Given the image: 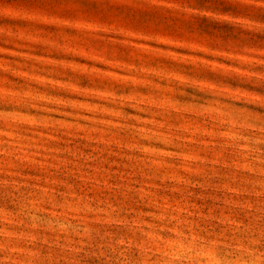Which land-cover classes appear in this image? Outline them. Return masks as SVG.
Instances as JSON below:
<instances>
[{
	"label": "rangeland",
	"instance_id": "1",
	"mask_svg": "<svg viewBox=\"0 0 264 264\" xmlns=\"http://www.w3.org/2000/svg\"><path fill=\"white\" fill-rule=\"evenodd\" d=\"M261 8L0 0V244L21 260L51 251L73 264H107L92 233L73 227L134 239L125 255L151 249L149 264L234 260L249 238L264 249ZM16 191L44 193V210L21 212ZM118 203L124 219L139 217L134 238L100 224Z\"/></svg>",
	"mask_w": 264,
	"mask_h": 264
},
{
	"label": "clouds",
	"instance_id": "2",
	"mask_svg": "<svg viewBox=\"0 0 264 264\" xmlns=\"http://www.w3.org/2000/svg\"><path fill=\"white\" fill-rule=\"evenodd\" d=\"M155 6V5H152ZM193 6H195V3H193ZM176 7V6H173ZM255 6L253 5V8ZM259 11L264 12V8L259 9ZM262 28H264V24L261 25ZM7 155V153H5ZM7 184V182H5ZM71 187V185H69ZM12 188L19 189V185L12 183ZM3 195L5 197H12L13 192L7 190L5 188V191L3 192ZM28 196H34L38 197L35 200L28 201ZM43 196L44 193L37 194L35 192H29L27 195L23 191H16L15 198L22 201L21 204V212H23L25 207H31L36 208L38 211H43L44 209L40 208L39 205L41 202H43ZM23 201H28V203H23ZM49 201H51V197H49ZM83 211H102L101 209H89L87 205L82 209ZM123 211L122 203H118L115 208L112 207L111 204L108 205V215L105 220L100 219L97 217V219H100V224L102 226H107L108 224H114V225H125L128 227V230L132 233V237L134 238L136 235V229L132 227V225L138 224L139 217L136 219H133L132 221H129L127 219H124L123 216H121V212ZM264 211V209H262ZM53 215H56V213H53ZM85 218H81L80 223H84ZM36 225L34 224L33 227ZM41 226L51 227V221H45L42 222ZM73 232H75L78 235H88L89 232L92 233V235L89 236L88 242L90 244H95L96 248L98 249V254L100 256L107 257V264H149L147 261V252H150L151 249H148L147 252L144 253L145 259L144 260H134L131 259L129 256H126L125 253L128 252L129 247L135 242L134 239H129L127 236L120 238V239H114V233L110 231H102L98 230L97 228L88 229L85 228L83 232L79 231L78 227H73ZM59 231H67L66 227L61 225L59 227ZM11 235V234H10ZM262 237H264V230L261 232ZM30 239H36V237H31ZM260 240H253L248 239V243L244 244L240 241H237V247L241 248L242 251L239 256L236 257L234 260L230 259H224L222 258L219 261H213V264H264V249L257 251L256 248L250 247L249 245H255L257 243H261ZM141 246V245H138ZM66 246L60 245L61 253H63V250ZM0 251L4 253L3 256H0V264H73L72 260L66 259V256L68 254H54L53 252H49L47 257L40 258L38 260H21L17 256H14V253H19L23 251L20 248H17L15 246H10L8 242H5L4 244H0ZM77 251V249L72 250ZM29 255H36L39 256V253H29ZM247 256V259L244 257ZM54 257V258H53ZM150 264H163L161 261H152ZM167 264H175L173 261L167 262Z\"/></svg>",
	"mask_w": 264,
	"mask_h": 264
}]
</instances>
